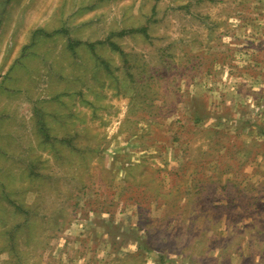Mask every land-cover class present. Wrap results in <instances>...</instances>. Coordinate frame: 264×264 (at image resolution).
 Returning a JSON list of instances; mask_svg holds the SVG:
<instances>
[{
  "label": "rangeland",
  "instance_id": "1",
  "mask_svg": "<svg viewBox=\"0 0 264 264\" xmlns=\"http://www.w3.org/2000/svg\"><path fill=\"white\" fill-rule=\"evenodd\" d=\"M0 264H264V0H0Z\"/></svg>",
  "mask_w": 264,
  "mask_h": 264
}]
</instances>
